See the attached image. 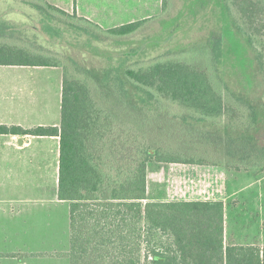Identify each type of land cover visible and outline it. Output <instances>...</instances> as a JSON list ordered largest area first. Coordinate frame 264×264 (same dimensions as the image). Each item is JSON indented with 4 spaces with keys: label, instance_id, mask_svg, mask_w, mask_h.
Instances as JSON below:
<instances>
[{
    "label": "trees",
    "instance_id": "16d2710c",
    "mask_svg": "<svg viewBox=\"0 0 264 264\" xmlns=\"http://www.w3.org/2000/svg\"><path fill=\"white\" fill-rule=\"evenodd\" d=\"M21 1L43 15L39 34L44 40L59 38L60 22L77 36L95 41L130 36L149 22L102 29L45 0ZM163 1L162 13H168V1ZM186 2L179 7L180 0L175 1L178 12ZM263 2L258 0L252 7L251 0H221L228 31L242 48L237 65L242 81L232 72L236 66L224 68V37L217 26V31L209 28L208 38L192 42L196 53L198 45L202 48L195 58L190 55L191 43L183 51L157 55L146 64H120L105 71L86 69L70 56L62 58L42 44L24 42L27 33L23 29L0 20V66L62 69L59 127L24 131L0 126V134L59 137L57 196L69 203L65 256L70 264H264V245L225 243L228 206L224 201L146 202L149 162L213 164L172 156L147 144L138 146L135 138L123 136L124 125L133 122L144 131L143 136L163 139L153 127V131L146 128L147 120L159 114L169 117L171 106H177L181 118L178 123L170 118L176 132L168 137L186 138L194 133L201 143L218 147L230 157L256 150L252 134L264 128V112L250 103L246 91L256 82L254 62L259 59L251 40V20L253 11L263 12ZM32 36L43 40L38 34ZM232 96L244 106L241 116L228 103ZM235 118L241 121L243 132L237 130ZM212 191L221 197V189Z\"/></svg>",
    "mask_w": 264,
    "mask_h": 264
},
{
    "label": "rangeland",
    "instance_id": "374dc122",
    "mask_svg": "<svg viewBox=\"0 0 264 264\" xmlns=\"http://www.w3.org/2000/svg\"><path fill=\"white\" fill-rule=\"evenodd\" d=\"M138 1H140L139 5H132V14L122 15L123 22L118 19L116 24L125 23L129 18L136 21L148 19L149 22L138 32L118 40L95 41L86 36L80 37L69 28L63 27L62 22L58 24L60 26L59 38L44 40L39 34V20L43 15L21 0H0V20L15 29H23L27 33L26 36H23L24 42L29 40L36 46L42 44L46 51L62 56V58L70 56L86 69L95 68V70L105 71L120 64H146L157 55L171 52L175 54L183 51L193 41H199L204 37L208 38L209 28L217 31V26L224 37L222 43L223 59L226 64L224 68L233 69L232 67L236 66L237 72L235 69L232 72L238 73L239 80L242 81L243 77L240 79V69L237 66L242 56V48L239 45L240 41L238 43V40L228 31L221 0H187V4H184L179 12L177 10L180 9L184 0H180L177 8L175 1L179 0H166L170 2V4L167 2V7L165 6L168 13H161L164 7L163 0H161L160 12L156 5L160 0ZM251 1L253 2L252 7L258 3V0ZM262 9L263 12L253 11L254 19L251 20L250 30L253 31L251 40L254 49L257 50L255 55H258L259 59L254 62L256 82L247 89L246 95H248L250 103L254 106L258 105V108L264 112V5ZM46 16L48 17L47 14ZM235 22L236 19L234 24H236ZM53 25L56 26L57 23L53 21ZM34 33L43 40L34 39L32 36ZM212 35L215 34L212 33ZM14 38H18V36ZM193 46L192 43L191 58L202 54L200 45H198V53ZM41 73H44L45 76V89L47 76H49L51 121L59 122L62 69H45ZM98 92L99 90L96 98L99 97ZM228 103L236 111L238 109L237 116H241L240 111L244 109V106L233 96L229 98ZM245 108L247 107L245 106ZM168 113L169 117L164 114L155 115L153 119L147 117L149 127L146 128L153 131V127L160 137H164L163 139L155 136L148 137L149 135L143 136L144 131L138 127L135 128L133 122L124 125L123 136L129 139L135 138L137 140L135 144L138 146L140 144L155 146L172 156L202 160L213 165L182 166L149 162L147 165L146 202L214 199L218 197V194L213 193L210 196L208 193L217 189L216 185L218 184L221 188V198L228 206L225 215V243L263 246L264 128L252 134L258 144L256 150H250L247 154L235 152L236 157L228 155L227 157L226 153L220 152L222 151L220 148L212 147L205 141L201 143L194 133L186 138L182 135L181 137L180 135L168 137L176 132L174 130L175 123L170 118L175 122L179 121L182 111L177 106H171ZM237 123V130L243 132L241 121L238 120ZM215 177L216 179L220 177L219 183Z\"/></svg>",
    "mask_w": 264,
    "mask_h": 264
},
{
    "label": "crops",
    "instance_id": "0c3cea01",
    "mask_svg": "<svg viewBox=\"0 0 264 264\" xmlns=\"http://www.w3.org/2000/svg\"><path fill=\"white\" fill-rule=\"evenodd\" d=\"M45 1L102 29L136 22L129 18L116 24L118 19L123 22L122 15L132 14V5L140 3ZM156 5L160 12L161 0ZM45 69L59 68L0 66V126L24 131L59 127L60 120L51 121L49 76L45 89L41 73ZM58 175L59 137L0 134V264H70L65 256L69 251V203L58 199ZM207 200L224 201L219 196Z\"/></svg>",
    "mask_w": 264,
    "mask_h": 264
}]
</instances>
